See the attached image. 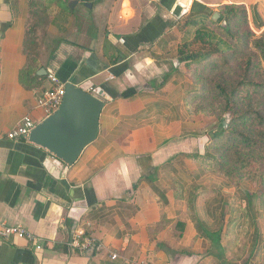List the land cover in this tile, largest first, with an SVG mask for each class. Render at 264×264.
Wrapping results in <instances>:
<instances>
[{
	"label": "crops",
	"instance_id": "obj_1",
	"mask_svg": "<svg viewBox=\"0 0 264 264\" xmlns=\"http://www.w3.org/2000/svg\"><path fill=\"white\" fill-rule=\"evenodd\" d=\"M224 2L231 0H118L99 32L86 19L76 23L45 69L100 93L105 105L97 138L67 166L27 139L6 138L25 114L35 124L45 117L18 80L26 0H0V221L43 242L35 250L24 239L0 240V264L112 262L110 252L127 264H264L255 185L236 189L185 156L200 140L184 105L194 85L176 55L195 30L182 16L202 19ZM250 4L264 22V0ZM63 26L58 18L49 29ZM105 36L123 56L115 64L103 52ZM127 89L134 94L122 97ZM61 230L66 239H55ZM76 231L87 248L68 245Z\"/></svg>",
	"mask_w": 264,
	"mask_h": 264
},
{
	"label": "trees",
	"instance_id": "obj_2",
	"mask_svg": "<svg viewBox=\"0 0 264 264\" xmlns=\"http://www.w3.org/2000/svg\"><path fill=\"white\" fill-rule=\"evenodd\" d=\"M112 1L103 4L102 0H78V6L69 10L57 6L56 0H26L22 42L25 63L18 73L19 83L41 97L52 83H47V75L36 72L46 67L61 43L69 42L64 27L51 32L49 27L54 20H73V29L76 11L82 7L89 27L97 33L105 24V11ZM84 3H91V7ZM214 12L219 15L217 19L212 18ZM184 17L185 29L188 25L195 27L192 38L180 44L176 52L183 58L185 74L194 85L184 105L189 117L208 118L213 129L199 143V151L185 156L202 171L220 175L232 186L254 184L253 208L264 211V22L255 5L248 9L243 3L234 2L219 4L202 19L188 14ZM102 47L109 64L123 57L106 36ZM134 92L127 89L121 96L128 98ZM55 239H66L64 232L59 231ZM56 248L66 250L65 246ZM87 264L127 263L89 260Z\"/></svg>",
	"mask_w": 264,
	"mask_h": 264
},
{
	"label": "water",
	"instance_id": "obj_3",
	"mask_svg": "<svg viewBox=\"0 0 264 264\" xmlns=\"http://www.w3.org/2000/svg\"><path fill=\"white\" fill-rule=\"evenodd\" d=\"M65 1L69 10H73L78 3V0ZM84 5L91 7V3ZM218 17V13L214 12L212 18ZM46 74L45 68L37 71L39 76ZM104 105L100 93L65 82L60 105L31 129L27 140L71 166L83 149L97 138L99 117Z\"/></svg>",
	"mask_w": 264,
	"mask_h": 264
},
{
	"label": "built area",
	"instance_id": "obj_4",
	"mask_svg": "<svg viewBox=\"0 0 264 264\" xmlns=\"http://www.w3.org/2000/svg\"><path fill=\"white\" fill-rule=\"evenodd\" d=\"M47 77L52 83V87L48 90H45L41 97L37 98L36 106L50 115L58 108L62 101V97L64 95V83L61 82L54 74H47ZM91 91L94 92L93 89H91ZM35 125L36 124L30 114H25L20 118L16 125L6 133V138L11 140L22 138L27 139L29 132ZM80 236L81 231L74 232V234L71 235L68 245L85 248L86 245L80 244L79 242ZM14 238L26 240L28 244L34 247L35 250H40L43 245L42 240L24 226L10 225L4 221H0V240L8 241ZM120 259L121 258L119 255L115 252H110L108 255V260L112 262H118ZM134 264H149V262L145 260H139Z\"/></svg>",
	"mask_w": 264,
	"mask_h": 264
},
{
	"label": "rangeland",
	"instance_id": "obj_5",
	"mask_svg": "<svg viewBox=\"0 0 264 264\" xmlns=\"http://www.w3.org/2000/svg\"><path fill=\"white\" fill-rule=\"evenodd\" d=\"M103 1H105V2H103ZM238 1H242V0H238ZM251 1H253V0H250V2ZM102 2H103V4H105L106 2H107V0H102ZM250 2L248 3V6H247V8L248 9H250V6H251V4H250ZM261 2V0H256V3H257V5H258V3H260ZM118 3V0H113L111 3H110V8H109V10H108V12L107 11H105V15L104 16H106V19L108 18V16H109V14L111 13V11L112 10H114L115 9V4H117ZM224 3H227V2H224ZM229 3H232V0H231V2H229ZM221 4H223V3H221ZM219 5V4H218ZM106 7V8H107ZM213 8H215V7H213ZM107 14V15H106ZM86 15H87V12L86 11H84V9L82 8V7H79L78 8V11H76V14H75V17H76V19H77V21H76V23H78V22H83L84 21V19H85V17H86ZM78 17H81L83 20H79V18ZM183 18H184V16H182ZM72 21L73 20H70V22H65L64 23V28H65V35L67 36V33H69V35H68V39H70V37H71V32H70V30L72 29ZM72 30H74V29H72ZM256 32V31H255ZM259 32V31H258ZM258 32H256V34H258ZM42 113H43V115H44V117H46L48 114L47 113H45L44 111H42ZM189 120H191V121H193V123H195V124H193V129L195 130L194 132L196 133V134H198L199 135V137H198V140H200V141H198V146H197V149L196 150H194V151H190L189 153H194V152H197V151H199V143H201V141L203 142L204 140H206L207 139V135H205L206 133H208L210 130H213V129H211V124H210V120H208V118H205V117H202V116H191V117H189ZM191 162H193V163H196V162H194L191 158H189V157H187ZM197 164V163H196ZM204 172V171H203ZM208 173V172H207ZM252 184V183H251ZM241 185V184H240ZM239 185V186H240ZM254 185V184H253ZM239 186L238 187H235L236 189H239ZM263 210H260V212H262Z\"/></svg>",
	"mask_w": 264,
	"mask_h": 264
}]
</instances>
